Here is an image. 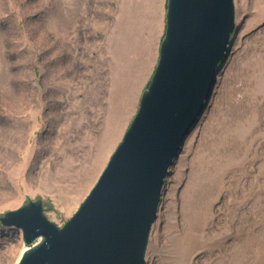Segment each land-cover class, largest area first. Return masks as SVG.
<instances>
[{
    "label": "rangeland",
    "instance_id": "374dc122",
    "mask_svg": "<svg viewBox=\"0 0 264 264\" xmlns=\"http://www.w3.org/2000/svg\"><path fill=\"white\" fill-rule=\"evenodd\" d=\"M168 0H0V219L42 199L63 227L123 141L157 67ZM237 31L170 168L147 264H264V0ZM23 233L0 221V264Z\"/></svg>",
    "mask_w": 264,
    "mask_h": 264
},
{
    "label": "water",
    "instance_id": "95a60500",
    "mask_svg": "<svg viewBox=\"0 0 264 264\" xmlns=\"http://www.w3.org/2000/svg\"><path fill=\"white\" fill-rule=\"evenodd\" d=\"M235 10V0H168L151 83L78 211L58 227L38 199L0 219L23 233L18 264H147L166 178L208 104L237 31Z\"/></svg>",
    "mask_w": 264,
    "mask_h": 264
},
{
    "label": "bare ground",
    "instance_id": "6f19581e",
    "mask_svg": "<svg viewBox=\"0 0 264 264\" xmlns=\"http://www.w3.org/2000/svg\"><path fill=\"white\" fill-rule=\"evenodd\" d=\"M26 249H27V246H25V248L23 249V251L26 250ZM23 251L21 252V255H22Z\"/></svg>",
    "mask_w": 264,
    "mask_h": 264
}]
</instances>
